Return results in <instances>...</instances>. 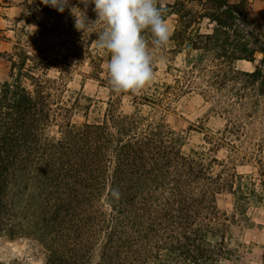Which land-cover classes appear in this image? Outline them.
<instances>
[{"label": "trees", "instance_id": "1", "mask_svg": "<svg viewBox=\"0 0 264 264\" xmlns=\"http://www.w3.org/2000/svg\"><path fill=\"white\" fill-rule=\"evenodd\" d=\"M35 2L42 17L17 27L3 54L9 80L0 83V235L36 240L43 264L230 261L237 252L228 247L231 224L247 221L251 202H264V149L241 151L251 127L264 123V30L248 0L157 4L174 28L161 50L149 51L153 72L158 52L165 58L171 82L121 94L98 78L109 59L92 46L102 25L78 30L79 10ZM69 58L87 62L108 90L98 121H71L86 106L65 96ZM244 62L250 70L238 66ZM194 92L226 124L205 134L207 148L184 152L182 134L165 116ZM222 148L227 154L219 160ZM235 161L250 163L257 177L239 173ZM223 193L232 198L230 215L216 203Z\"/></svg>", "mask_w": 264, "mask_h": 264}, {"label": "rangeland", "instance_id": "2", "mask_svg": "<svg viewBox=\"0 0 264 264\" xmlns=\"http://www.w3.org/2000/svg\"><path fill=\"white\" fill-rule=\"evenodd\" d=\"M173 0H156L157 4H168ZM82 5V4H81ZM83 6V5H82ZM84 7V6H83ZM90 4L85 12L95 14ZM248 13L258 22L264 30V0H248ZM39 2L35 0H0V83L9 80V63L3 57L4 53H10L14 41V30L22 27L26 22L33 24L35 18H41ZM171 33L174 28L173 17H168ZM96 43L92 46L95 47ZM69 69L64 77L65 96L72 102L79 99L86 106L83 110L72 113L71 121L82 123L86 120L93 122L101 119L106 108L108 90L104 84L95 78V72L87 62L82 64L68 59ZM167 61L162 55L155 58L156 70L151 82H171L170 75L166 74ZM176 64H180V57L176 58ZM106 65H101L102 73L98 78H106ZM240 68L250 70L249 63H239ZM128 99L125 98L121 109L129 110ZM166 123L183 136L182 150L199 147L207 148L204 143L205 134H211L222 130L226 124L225 117L220 115L214 105L205 100L198 92L185 95L178 99L173 108L165 116ZM264 123L257 122L251 127L250 138H246L242 145V154L253 148L262 147L264 140ZM227 152L220 149L216 157L223 160ZM237 171L242 174H253L257 177L255 169L248 162H236ZM243 164V165H242ZM216 203L221 212L230 215L233 211L232 198L228 194H220ZM247 221L240 220L231 224V237L228 247L236 249L230 261H222V264H264V202H251L246 208ZM240 244V246H237ZM44 252L36 240L30 237H22L14 240L0 235V264H43ZM95 262V259L94 261Z\"/></svg>", "mask_w": 264, "mask_h": 264}, {"label": "clouds", "instance_id": "3", "mask_svg": "<svg viewBox=\"0 0 264 264\" xmlns=\"http://www.w3.org/2000/svg\"><path fill=\"white\" fill-rule=\"evenodd\" d=\"M40 3L63 12L65 7L79 10L81 24L78 30L95 26L102 28L96 34V48L109 55L106 65L107 85L111 92H137L153 79L154 51L161 50L169 41L171 28L165 18V9L156 0H77L83 9L70 0H40ZM93 6L94 21H87L84 10ZM151 36L146 40L144 32ZM154 50L149 51V47Z\"/></svg>", "mask_w": 264, "mask_h": 264}]
</instances>
